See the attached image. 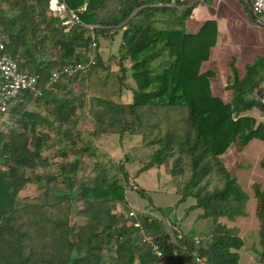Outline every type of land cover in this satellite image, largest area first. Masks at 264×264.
Returning <instances> with one entry per match:
<instances>
[{"label": "trees", "instance_id": "16d2710c", "mask_svg": "<svg viewBox=\"0 0 264 264\" xmlns=\"http://www.w3.org/2000/svg\"><path fill=\"white\" fill-rule=\"evenodd\" d=\"M50 2L0 0V41L20 70L40 77L42 90L40 97L26 93L11 107L9 128L7 114H0V264H156L145 236L161 246L166 264H197L195 253L207 264H240L244 240L224 220L250 195L222 156L232 147L264 142V122L252 114L264 113L258 101L264 58L248 67L245 79L229 85L228 101L214 95L210 75L202 73L216 25L206 24L197 34L185 30L200 1L64 0L74 11L87 5L80 15L85 26H65ZM120 32L119 83L127 85L124 63H131L133 102L89 97L90 78L110 70L99 39ZM94 42L95 64L88 65ZM76 64L86 69L50 85L55 71ZM88 105L94 126L86 139L80 112ZM105 135L120 144L125 137H140L131 151L139 175L151 169L160 175L163 169L173 182L187 176L183 185L174 183L180 196L174 209L193 199L186 212L197 213L196 222L208 221V227L200 233L194 228L193 238L169 226L165 214H126L128 190L135 187L126 167L130 155L117 161L101 151L95 140ZM57 145L64 159L60 175L39 173L51 165L45 153ZM30 184L41 185L39 195L22 198ZM254 192L264 262V191L255 185Z\"/></svg>", "mask_w": 264, "mask_h": 264}, {"label": "rangeland", "instance_id": "374dc122", "mask_svg": "<svg viewBox=\"0 0 264 264\" xmlns=\"http://www.w3.org/2000/svg\"><path fill=\"white\" fill-rule=\"evenodd\" d=\"M1 40V39H0ZM122 43V33H117L116 35H109L106 38L102 37L99 39V53L105 65L109 66V71H99L97 75H94L89 80V87L87 88V92L89 97H106L108 99H113L115 101L128 103L133 102V91L130 88L137 89L135 84L136 77L133 76L134 70H131V63L125 62V68L127 70L126 73V84L122 85L119 83V78H121L124 74L120 71L119 62H120V45ZM158 63V60L153 63L154 65ZM76 91L79 92L80 88L78 86L75 87ZM146 91L151 90V88H146ZM31 110L36 109L35 105H31L29 107ZM89 105L86 110L80 112L81 125L80 127L83 130V135L86 139L91 138V132L93 131V120L90 115ZM11 114L10 112L5 115L4 121L6 128L12 126V121H10ZM97 146L101 148V151L106 152L117 161H121L126 154H129V162L126 167L130 173L131 184L135 185L128 190L127 194V202L130 211H134L137 213H146L157 218H162L163 214L167 216L166 222L178 227V232H183L187 236H193L194 238V213H187L185 208L194 204V200L190 199L186 205H182L177 209H174L175 205L178 203V195L177 188L174 184L177 181L178 184L183 185L186 181V177H179L172 181L170 175L165 171L161 170L160 175L158 169H151L148 172L138 174V169L140 168L139 163L137 162L134 155H132L131 151L134 147L140 144V137H125L123 144H120L117 140V137L114 135H105L99 137L95 140ZM262 143L256 142L249 148V168H256V164L254 163L255 158L260 152ZM60 145L56 147H51L49 151L45 154L50 157V166L46 168L38 169L39 173L44 172H53L54 174L60 175L59 164L64 162V159L57 155L58 149ZM240 151L237 147L232 148V156L228 157L227 160L230 161L233 157V160L240 154ZM241 156V155H240ZM238 158V157H237ZM235 163L243 165L241 160H235ZM249 171L250 176L255 179V181H259V176H256L255 172L252 174L251 169H247ZM258 175L264 178V169H256ZM89 174V170L86 172ZM240 182L246 187L247 178L244 176L243 172L240 173ZM28 176H32V173H28ZM264 183V180H262ZM41 185L30 184L28 187L20 193L22 198H35L40 193ZM144 193H142L141 191ZM238 210L236 211V215L230 218H226L228 224L232 227V229L236 232H241L240 222L243 220H248L249 223H257V219L252 216L250 213V205L249 202L239 207L238 204L235 206ZM120 212H124L123 208L120 206L118 209ZM126 214H129V212ZM77 222H83V219H76ZM192 222V226L190 227ZM181 235V234H179ZM254 240V236H253ZM255 255L256 263L262 261L261 254L262 252L253 251ZM242 264H245L243 261Z\"/></svg>", "mask_w": 264, "mask_h": 264}, {"label": "crops", "instance_id": "0c3cea01", "mask_svg": "<svg viewBox=\"0 0 264 264\" xmlns=\"http://www.w3.org/2000/svg\"><path fill=\"white\" fill-rule=\"evenodd\" d=\"M199 4L193 9L191 15L185 21V30L192 34H197L206 24H215L217 28V39L211 50L209 59L202 66V73L210 75L211 90L214 95L222 99L230 101L232 91L229 85L233 84L236 79L242 81L247 76L248 67L252 66L258 60L264 58V25L260 24L252 13L246 0H197ZM181 14V13H180ZM264 21V17H260ZM131 103V102H128ZM260 122H264V113L255 110L252 113ZM263 144L254 163L256 168H249V148L254 143ZM233 148V147H232ZM232 148L222 156L225 165L234 171L240 185L250 195L248 200L250 205V213L257 219V223H249L243 220L239 223L241 226L240 236L244 240V248L240 251V264H264V262L256 263L253 251L262 252L260 240V222L257 218L254 187L258 185L264 191V180L258 175L256 169H264L262 161L264 159V142L260 140L252 141L248 146L240 151V154L233 157L230 161L227 158L232 156ZM241 155V156H240ZM238 157V158H237ZM235 160H241L243 165L235 163ZM247 169H251L252 174L259 176V181H255ZM148 172V171H147ZM243 172L247 178L246 187L240 182V173ZM178 202L180 196H178ZM193 205V204H191ZM189 207V206H187ZM186 207V208H187ZM185 208V210H186ZM194 213V228L200 233L207 228L208 221L200 220L196 222L197 213ZM224 223L228 224L226 219ZM229 225V224H228ZM192 226V222L190 227ZM230 226V225H229ZM231 227V226H230ZM232 228V227H231ZM178 230V227L175 228ZM183 237V235H179ZM198 236V235H197ZM254 236V240H253ZM175 240V236L171 237Z\"/></svg>", "mask_w": 264, "mask_h": 264}, {"label": "built area", "instance_id": "2783aa9c", "mask_svg": "<svg viewBox=\"0 0 264 264\" xmlns=\"http://www.w3.org/2000/svg\"><path fill=\"white\" fill-rule=\"evenodd\" d=\"M253 12L258 17H264V0H251ZM50 10L57 16H60L64 21L65 26L84 25L80 19V15L87 11V5H84L78 11L68 9L64 0H51ZM91 29L94 26H89ZM97 44L94 42L91 45V56L88 65L95 64L94 51ZM86 69L84 64H76L74 66L64 67L60 71H55L51 77V84H54L62 75L72 76ZM40 77L34 73H28L20 70L18 63L6 53V46L3 41H0V114H8L11 107L18 102L21 97L29 93L34 99L42 95V90L39 87ZM131 218L137 216V212L129 213ZM145 241L152 245L153 252L157 257L156 264H166L165 256L161 246L153 241L151 237L145 236ZM199 244V240H195ZM172 243V240H169ZM187 250L186 247H183ZM197 264H207V259L202 258L198 253H195Z\"/></svg>", "mask_w": 264, "mask_h": 264}, {"label": "water", "instance_id": "95a60500", "mask_svg": "<svg viewBox=\"0 0 264 264\" xmlns=\"http://www.w3.org/2000/svg\"><path fill=\"white\" fill-rule=\"evenodd\" d=\"M197 1V0H196ZM247 2V5L249 6L251 12L253 13V6H252V3H251V0H246ZM255 14V13H254ZM254 18L260 22V24H263L264 25V21L261 20L260 17H258L256 14L254 16ZM259 103L264 107V92L262 93V95L259 97L258 99Z\"/></svg>", "mask_w": 264, "mask_h": 264}]
</instances>
